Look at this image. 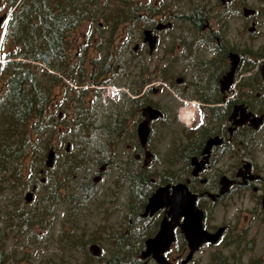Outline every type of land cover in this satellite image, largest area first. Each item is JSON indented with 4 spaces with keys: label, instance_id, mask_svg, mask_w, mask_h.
Segmentation results:
<instances>
[{
    "label": "flooded vegetation",
    "instance_id": "af4514ba",
    "mask_svg": "<svg viewBox=\"0 0 264 264\" xmlns=\"http://www.w3.org/2000/svg\"><path fill=\"white\" fill-rule=\"evenodd\" d=\"M176 1L122 0L118 10L123 15L113 19L116 27L111 29L119 36L116 40L109 37L102 52L70 50L88 74L97 71L102 54L114 47L121 58L116 71L84 77L81 83L67 79L68 85L84 88L90 102L102 106L122 91L130 100L122 109L130 131L114 132L111 146L97 149V156L90 158L100 161L98 179L112 166L118 170L115 182L128 186L126 226L114 235V247L106 255L97 241L85 247L88 253L80 246L87 264H264V39L260 44L254 36L259 27L264 36V0H187L184 12H176ZM0 7L6 24L11 10L7 4ZM85 21L88 36L96 28L93 22L99 28L104 24L84 18L68 35ZM175 23L179 32L173 30ZM244 29L250 34L245 41ZM172 62L184 63V71L175 76L173 66L166 72ZM69 68L79 76V69ZM108 85L116 87L115 94L102 99ZM166 87L174 97L154 98ZM67 96V105L72 104L75 93ZM146 105L162 115L149 120L147 141L141 145L137 125ZM188 106L193 108L187 115ZM67 114L72 111L67 109ZM154 137L163 145L153 142ZM160 149L164 152L156 162ZM160 186L167 187L165 199L175 203L165 200L152 211L146 206ZM185 191L200 213L195 237H205L186 260L190 246L180 201ZM163 220L171 240L159 259L147 250V241ZM91 244L99 246L98 254L91 253ZM53 264L76 263L63 258Z\"/></svg>",
    "mask_w": 264,
    "mask_h": 264
},
{
    "label": "trees",
    "instance_id": "16d2710c",
    "mask_svg": "<svg viewBox=\"0 0 264 264\" xmlns=\"http://www.w3.org/2000/svg\"><path fill=\"white\" fill-rule=\"evenodd\" d=\"M17 1L0 0V6L7 4L11 10L0 42V213L3 216L0 217V232L5 231L1 225L3 221L14 214L22 219L26 213L25 205H17L22 192L9 195L8 189H25L36 183V188L40 187L47 194L43 200L50 201V212L59 199L66 209L67 200L76 206L78 201L71 195L73 193H67V184H59L57 171L61 169L60 175L65 178L70 170L72 177L91 180L93 170L89 162L93 155L97 156L96 150L104 145L111 146L114 132L132 128L122 111L124 104H130L126 93H118L110 104L102 106L99 101L91 103V98L83 93L84 88H69L67 84V79L81 83L84 77L95 79L103 76L102 71H116V61L121 60L114 47L109 48L110 53L105 50L100 62L96 63L97 71L85 74L80 57L70 54L67 31L84 18H95L96 0ZM72 66L80 70L76 71L79 76L72 73L69 68ZM58 87L60 97L54 98ZM71 92L75 93L74 101L72 104L68 101L67 105V93ZM64 102L66 110L60 115L56 108ZM67 109L72 111L70 116H67ZM104 133L107 136L101 135ZM67 141L70 143L68 150ZM72 146L77 151L70 150ZM50 147L64 149L55 150L54 163L47 167L44 161ZM86 189V192L91 191L90 183ZM60 193L63 197L58 196ZM6 195H9L7 199ZM9 200L10 207H7ZM46 205L38 213H48ZM128 211L134 213L132 207H128ZM24 222L30 229L32 220L26 217ZM67 240L68 236L66 248ZM84 249L87 252L85 246ZM6 254L1 246L0 264L7 263Z\"/></svg>",
    "mask_w": 264,
    "mask_h": 264
},
{
    "label": "rangeland",
    "instance_id": "374dc122",
    "mask_svg": "<svg viewBox=\"0 0 264 264\" xmlns=\"http://www.w3.org/2000/svg\"><path fill=\"white\" fill-rule=\"evenodd\" d=\"M168 2L169 0H162L164 5ZM175 6L174 9L176 12H184L188 7V2L187 0H178L176 1ZM119 8H122V0H99L93 13L95 14L96 19L98 18L103 21V27L99 28L97 22H93L96 28L92 31L91 36H88L90 29L87 30V28H89V23L88 21H85L79 28L72 30L71 34L68 35L67 41L71 44V46L68 47L69 50L79 51L80 49H84L85 52L89 51V54L104 51V43L106 40L111 36H115V32L111 31L113 27H116L113 19L119 15H123V13L118 10ZM4 12L5 10H3V7H0V15L4 14ZM4 27L5 21H1L0 42ZM173 30L179 32L181 29L179 25L175 23ZM262 33V28L259 27L257 33L254 35L258 38L260 44L264 39ZM116 36L119 37L118 35ZM116 36L114 37V40L117 39ZM249 36L250 34L244 29L243 40L245 41ZM78 46L80 47L78 48ZM157 58L158 57H155L154 59ZM154 59L151 60V63H154ZM170 65L171 64L166 65L165 71L170 73L167 68L169 67L171 69V67L174 66L176 72L173 74L175 76L177 74L179 75L185 68L184 63L177 65V63L174 64V62H172V65ZM67 84L70 85L68 80ZM57 86L58 85H54L53 87ZM170 89L171 88L166 87L162 93L154 96V98L163 100L166 99V97L169 98V96L174 97V94ZM59 90L60 88L58 87L54 98L60 97ZM115 91V86H105L102 99H104L106 95L113 96ZM60 104L62 105H58L56 111H60L61 115L63 111L66 110L63 107L66 103L64 102ZM192 108V106H188V111H185V114L188 115L192 113ZM159 127L160 125L156 129H159ZM153 142L159 146L163 145L159 142V137L157 140L154 137ZM105 146L106 145L103 147ZM63 149L64 147L55 150H58L59 152ZM71 149L77 151L73 146L72 148L70 147V150ZM159 151L158 157L154 160L156 162H159L161 155H163L164 152V150L162 151L161 149ZM91 163V169L93 170L92 176L90 177L91 180L85 179V177H72L70 170H67V178H65L60 175L62 171L61 169L59 171L56 170L57 174L60 175H57L59 184L62 185L66 183L67 193H73L71 195H74V199H77L78 201L76 206H72L70 200H67V209L63 201H60L59 199L54 205H52L50 212V204H48L50 201L47 200L46 203L43 200V196L47 194L43 192L40 187L36 188V183L32 184V186L35 185V188L33 191V198L29 202L24 200V194L28 189H31L32 186L25 189H22L21 187L8 189L9 195L16 192H22V198L19 200L20 202H17V205H25L24 209L26 210V213H23L25 215H23L22 219L14 214L8 220L3 221L4 224L1 223L5 231L0 232V247L2 246L4 252L7 253L8 261L6 264H53L54 262L59 263L60 259L63 258L69 259L76 264H87L84 260L83 253L79 248L81 245L87 247L90 241H97L104 249L105 255L114 247L112 242L114 235L120 233V231L126 226V215L128 214L125 196H127L128 193V186H122L115 182L118 170L116 167L113 168L112 166L109 167V171L102 174L101 179H95L100 163L95 161H91ZM57 168H59V164H57ZM42 178L43 177H41V179ZM89 183L91 191L86 192V186ZM9 195H6L5 198L7 199ZM58 196L63 197L61 193ZM3 203L5 204V202ZM45 204H47L46 207L49 209L48 213H38L40 209L45 207ZM7 207H10V200L8 201ZM0 217L3 218L2 213H0ZM26 217L30 218V221L32 220V225H30L31 230L24 222ZM60 233L61 236H59ZM67 236L68 240L66 249L65 239H67ZM70 236L72 237L71 240H69ZM66 252L67 257H65Z\"/></svg>",
    "mask_w": 264,
    "mask_h": 264
},
{
    "label": "water",
    "instance_id": "95a60500",
    "mask_svg": "<svg viewBox=\"0 0 264 264\" xmlns=\"http://www.w3.org/2000/svg\"><path fill=\"white\" fill-rule=\"evenodd\" d=\"M1 21H4V16L0 15V23ZM228 75L231 78V71L228 73ZM142 114L144 115V118L138 123L137 125V133H138V138L139 141L141 143V145H145L146 141H147V137L149 134V120L155 117H160L162 115V111L159 110L156 107H153L151 105H146L142 108ZM69 148V143H67L66 145V149ZM148 153V151L146 152ZM54 155H55V150L53 147H50L47 154H46V158H45V166L47 167H51L53 165L54 162ZM100 170V168H99ZM43 170L41 169V172ZM98 178V175L96 174L95 179ZM44 179V177L42 178V180ZM35 185H33L31 187V189H28L26 191V193L24 194V200L26 202H29L32 200L33 198V191H34ZM167 188V187H166ZM164 186H160L159 188H157V190L152 194V196L150 197V200L146 206V208H150L152 211L155 210L156 206L158 205V203H163L165 202V200L171 201L172 203H175L173 201V199H165V189ZM186 192V191H185ZM184 192V196L180 199V201L182 202V208L184 211V223L182 224L183 226V230L185 232V235L187 236L188 240H189V246H190V250H189V254L186 256L185 260L188 258V256L192 253V251L198 246L199 242H201V240H203V238L205 237H201V235L199 234V237L196 239L195 237V224L196 223L199 227V222L198 219L200 217V213H195L196 208L194 206L193 203V196H188L187 192ZM167 196V195H166ZM158 207V206H157ZM176 206L172 207V210L175 212ZM176 217V215H173ZM166 227H167V222L166 220L162 221L161 224V228L158 231V233L153 237L148 239L147 241V250L149 251H153L157 257L159 259H164L163 256H161V252L164 248H166L171 240V236L170 234H168L166 232ZM171 227V226H170ZM193 237V238H192ZM195 238V239H194ZM166 241V242H165ZM165 242V243H164ZM164 245L163 247H161L160 245ZM99 246H97L96 244H91L89 246V250L91 251V253L93 254H98L99 253ZM160 264H168L167 262H164L163 260H160Z\"/></svg>",
    "mask_w": 264,
    "mask_h": 264
}]
</instances>
